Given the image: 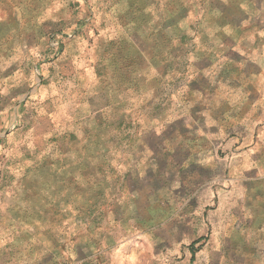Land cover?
<instances>
[{
    "label": "rangeland",
    "instance_id": "rangeland-1",
    "mask_svg": "<svg viewBox=\"0 0 264 264\" xmlns=\"http://www.w3.org/2000/svg\"><path fill=\"white\" fill-rule=\"evenodd\" d=\"M0 264H264V0H0Z\"/></svg>",
    "mask_w": 264,
    "mask_h": 264
}]
</instances>
